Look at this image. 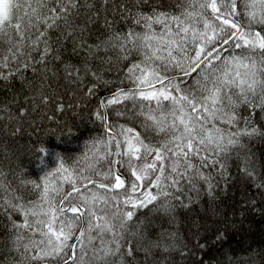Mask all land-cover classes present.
<instances>
[{
	"label": "snow or ice",
	"instance_id": "obj_1",
	"mask_svg": "<svg viewBox=\"0 0 264 264\" xmlns=\"http://www.w3.org/2000/svg\"><path fill=\"white\" fill-rule=\"evenodd\" d=\"M186 2L192 9L185 8L179 15L137 11L133 20L140 31L135 27L127 32L110 31L92 46L96 52L118 48L125 53L124 59L133 51L141 56L127 70L126 79L134 87L118 89L102 107L113 108L117 116L142 118L145 131L150 129L159 139L154 143L148 136L121 125L119 136L123 139L113 134L107 141H98L95 162L79 172L65 167L61 160L42 184L25 181L40 192L39 200L29 205L5 203L24 218L16 227L33 233L26 243H21L23 235L14 242L22 247L31 264H107L109 257L131 255V250L122 249L127 243L124 233L136 215L132 209L158 204L166 212L173 211L176 205L172 201L180 202L179 194L187 190L184 185L196 190L198 182H202L211 191L216 185L211 173L206 174L204 169L217 168L223 176L225 160L231 152L243 147L244 137L258 134L256 128L239 127L238 110L243 105L264 112V0ZM81 6L93 7L90 0H0V79L6 78L2 69L10 68V62L31 59L32 52L39 51L41 59L35 62H43L54 51L51 33L73 38L79 28L74 25L73 16L78 15ZM242 8L249 30L235 19ZM126 10L131 15V10ZM194 23H202V29L194 27ZM253 24L262 26V30L252 31ZM79 30L82 35L83 29ZM217 41L221 51L233 44L248 54L224 57L217 52ZM189 43L194 55L186 49ZM177 52L183 58L177 57ZM169 66L184 77L202 66H206V71L200 74L194 88H185L175 76L165 74ZM68 71L78 74L80 69ZM90 71L86 66L85 72ZM116 105H124V110L114 108ZM97 119L107 121L108 115L98 113ZM113 141L115 152L108 150ZM113 155L125 159L110 163L126 165L133 179H126L113 168L105 172L97 169L101 161ZM241 165L246 176L254 177L250 161L244 159ZM64 184H70V190L66 191ZM98 189L107 193L119 190L124 199L108 197ZM57 197H61L58 202ZM110 200L117 203L108 212L101 205L110 206ZM97 240L98 246L94 244ZM89 246L94 254L86 262ZM154 247L159 248V243Z\"/></svg>",
	"mask_w": 264,
	"mask_h": 264
},
{
	"label": "trees",
	"instance_id": "obj_2",
	"mask_svg": "<svg viewBox=\"0 0 264 264\" xmlns=\"http://www.w3.org/2000/svg\"><path fill=\"white\" fill-rule=\"evenodd\" d=\"M90 3L93 7L81 6L78 15L73 16L74 25L79 26L73 38L65 39L59 32L51 33L54 51L43 62H35L41 59L39 51H35L31 59L10 62V68L2 69L6 78L0 79V264H31L22 247L14 242L23 235L25 239L21 243H26L33 233L16 227L24 218L5 203L29 205L39 200L40 192L25 181L42 184L44 177L54 172L61 160L65 167L79 172L95 162L98 141H107L113 134L123 139L119 136L121 125L148 136L154 143L159 139L150 129L145 131L142 118L117 116L113 108L102 107L118 89L134 87L126 79L127 70L139 62L141 56L133 51L124 59L125 53L118 48L114 51L102 48L96 52L92 46L104 40L110 31L127 32L133 27L140 31L133 20L137 11L179 15L185 8L191 10L192 6L186 0H143L142 3L90 0ZM126 9L131 10V15ZM235 19L244 30H249L243 8ZM193 26L203 27L202 23ZM79 29H83L82 35ZM251 30L261 31L262 26L253 24ZM215 47L224 57L248 54L247 50L235 48L233 44L224 46L221 51L219 41ZM186 49L194 55L193 45L189 43ZM176 55L183 58L180 52ZM255 58L259 59V56ZM86 66L90 72H85ZM69 68H78L80 72H70ZM205 71L206 66H202L184 77L182 72L173 71L169 66L165 74L175 76L182 87L194 88ZM125 104L130 105V102ZM113 107L123 111L125 106ZM98 113H106L107 121L97 119ZM238 114L241 117L239 127L256 128L259 132L244 137L243 147L231 152L225 160L223 176L217 168L204 169L206 174L211 173L216 187L209 191L207 184L198 182L196 190H192L184 185L187 190L179 194L180 202L172 201L176 205L173 211L166 212L158 204L132 209L136 215L124 233L127 243L122 249L125 252L131 250L132 254L122 255L119 259L109 257L107 264L111 261L116 264H264V135L259 134L264 133V112L242 105ZM44 148L46 155L42 154ZM108 150L116 151L115 141ZM103 151L101 149L100 154ZM57 152L62 155L60 161L55 159ZM41 155L44 163L38 167L37 158ZM86 156L89 159L86 160ZM124 159L109 156L97 165V169L105 172L113 168L131 180L126 165L110 163ZM244 159L250 161L254 177L250 178L242 171ZM93 178L99 179L94 175ZM77 185L82 188L79 180ZM64 188L70 190L71 185L64 184ZM142 190H138L137 195ZM97 191L108 197L116 195L118 200L124 199L119 190L113 193L103 189ZM60 198L57 197V202ZM116 203L110 200V206L101 207L111 212ZM157 243L159 248L154 247ZM94 244L98 246L99 241ZM86 251L87 262L94 253L91 246Z\"/></svg>",
	"mask_w": 264,
	"mask_h": 264
},
{
	"label": "clouds",
	"instance_id": "obj_3",
	"mask_svg": "<svg viewBox=\"0 0 264 264\" xmlns=\"http://www.w3.org/2000/svg\"><path fill=\"white\" fill-rule=\"evenodd\" d=\"M42 154H47V149L46 148H44L43 150H42ZM55 159L57 160V161H60L61 159H62V155L59 153V152H57L56 154H55ZM37 160L39 161V164L37 165L38 167L40 166V165H42L43 163H44V157H43V155H41V156H39L38 158H37Z\"/></svg>",
	"mask_w": 264,
	"mask_h": 264
}]
</instances>
